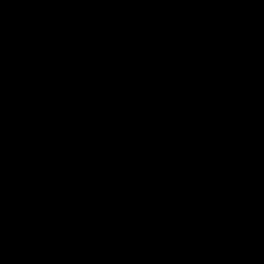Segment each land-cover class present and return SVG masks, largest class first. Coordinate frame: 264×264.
<instances>
[{
    "label": "water",
    "instance_id": "1",
    "mask_svg": "<svg viewBox=\"0 0 264 264\" xmlns=\"http://www.w3.org/2000/svg\"><path fill=\"white\" fill-rule=\"evenodd\" d=\"M0 264H264V0H0Z\"/></svg>",
    "mask_w": 264,
    "mask_h": 264
}]
</instances>
